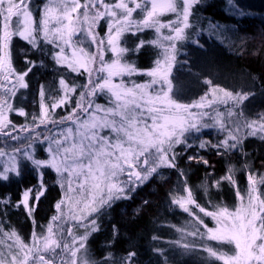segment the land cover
<instances>
[{"label": "snow or ice", "instance_id": "obj_1", "mask_svg": "<svg viewBox=\"0 0 264 264\" xmlns=\"http://www.w3.org/2000/svg\"><path fill=\"white\" fill-rule=\"evenodd\" d=\"M203 4L204 0H43L40 4L0 0V181L19 177L26 164L38 178L36 185L22 190L18 201L0 197V264H134V251L120 257L102 253L97 259L89 249V238L100 230V217L115 202L131 199L153 178L167 182L166 169L178 173L176 188L169 193V207L190 217L185 226L176 229L180 238L169 242L180 256L206 253L200 257L202 264L213 260L264 264V194L259 187L264 185V175L257 178L249 170L248 188L242 194L234 179L237 169L229 164L225 175L199 187L206 198L210 189H220L227 181L236 191L238 204L230 209L205 199L206 207L189 185L187 170L177 164L178 146L183 151L194 146L212 149L223 157L243 154L249 137L264 140V112L256 119L245 115V102L255 95L250 90L233 92L215 85L190 103L173 98L172 71L182 42L203 47L198 37L204 32L215 36L231 31L211 20L203 27L199 15ZM226 5L234 16L250 14L239 0H226ZM167 14L172 18L162 20ZM149 29L154 30V38L137 36ZM129 34L137 37L131 47L127 46ZM14 38L26 42L31 50L50 55L55 65L85 82L69 84L61 75V95L55 98L41 83L39 115L27 113L14 100L21 89H29L27 78L37 62L21 49L26 67L17 70ZM48 45L53 48L45 53ZM146 46L160 52L153 67L141 70L127 57L139 55ZM66 49L71 50L70 55ZM109 53L111 58L106 59ZM39 63L43 65V61ZM137 74L149 79L125 83V76ZM117 77L119 83L114 82ZM205 83L212 85L211 80ZM98 96L105 97L107 104L97 103ZM219 105L227 106L225 111ZM58 108L67 114L55 118ZM10 113L31 115V120L17 125ZM210 128L218 129L224 138L215 144L203 139L204 130ZM38 152L47 158H39ZM196 159L188 156L189 162ZM199 162L209 163L203 157ZM47 169L55 172L62 195L54 205L57 214L37 233L34 214L48 190L43 179ZM21 207L34 226L27 241L3 219L8 208ZM205 218L214 226L205 223ZM116 232L114 225L113 234ZM224 245L232 246L230 253L221 250ZM154 251L164 254L162 249Z\"/></svg>", "mask_w": 264, "mask_h": 264}, {"label": "trees", "instance_id": "obj_2", "mask_svg": "<svg viewBox=\"0 0 264 264\" xmlns=\"http://www.w3.org/2000/svg\"><path fill=\"white\" fill-rule=\"evenodd\" d=\"M239 4L250 14L244 17L234 16L228 12L226 0H204V4L199 10L200 19L203 21L202 26L207 28L208 21L211 20L226 26L231 31L215 36L211 32H204L202 36L198 37L203 47L192 44L190 41L182 42L183 47L177 57L178 63L173 75L174 81L178 82L181 71H186L193 81L192 89L194 87L208 89L210 85L205 81L219 63L221 67H224L226 73L234 70L236 74L231 77L233 82L226 81L224 88L233 92L250 90L257 94L258 101L255 103L254 113L255 118H258V114L264 112V0H239ZM149 33L151 31H145L138 33L137 36L143 39L153 38ZM126 39H128V47L137 42V37L130 34L126 36ZM41 43L43 44V42ZM21 49L30 52L29 59L36 61L37 66L29 74L32 81H30L26 96L24 98L17 96L15 99V104L18 107L29 111V102L38 93L39 85L43 83L46 86L49 83L50 75L48 74H55L57 84L59 75L67 76L69 83L79 77L76 74L66 73V70L61 66H58L57 69L52 68L53 61L50 55L31 50L26 42L14 38L13 62L17 70L26 67L23 63L24 56ZM50 51L48 45L45 48V53ZM159 52L160 50L154 46H146L139 55H129L128 57L130 61L135 60L138 68L149 69L154 66L153 61ZM40 61H43V65H40ZM75 97H73L74 101ZM180 98L189 99L181 95ZM253 101L254 96L245 102V106ZM221 108L224 107L221 106ZM245 114L249 116L246 111ZM11 120L21 123L25 117L12 114ZM202 138L211 140L215 144L224 138V134L218 129H214L210 135ZM177 151L181 153L177 158L178 167L187 170L189 185L197 192L198 201L206 207L208 205L205 204V199H210L214 204L222 206L234 207L236 205V191L227 181L222 183L220 189H210L206 198H202L203 190L199 187L204 182L210 183L211 180L225 175L229 164L234 165L237 169L234 179L242 194L248 188V171L264 172V140L256 137H249L245 140L243 154L233 152L222 157L212 149H198L195 146L187 151H183L182 147L178 146ZM188 156H194L197 159L189 162ZM38 157L43 158L44 153L38 152ZM200 157L208 160V165L199 162ZM164 175L169 178L167 182L153 178L142 188H138L131 195V199L117 201L105 215L100 217L98 221L101 226L100 230L89 238V249L93 256L99 259L102 253L112 252L115 257H120L134 251L136 253L134 264H165V257L167 264H202L199 256L195 254L180 256L173 248L174 246L169 243L173 239L172 225H183L187 215L181 210L169 207V193L176 188L178 173L174 169H166ZM43 179L48 190L40 199L34 214L37 233H40L50 222V218L57 214L54 205L62 195L53 170H44ZM37 183L36 171L26 164L19 177L10 178L6 182L0 181V197L10 196L11 200L16 202L20 199L23 189ZM261 186L264 190V185ZM145 200L148 201V204H144ZM3 219L25 241L29 239L34 226L32 219L26 215L23 207L8 208L7 216ZM114 225L117 229L115 235L113 234ZM153 236L158 239L153 240ZM215 246V242H213V247ZM154 249H162L163 256L155 252ZM223 249H225V245L222 247ZM211 264L221 263L214 260Z\"/></svg>", "mask_w": 264, "mask_h": 264}, {"label": "rangeland", "instance_id": "obj_3", "mask_svg": "<svg viewBox=\"0 0 264 264\" xmlns=\"http://www.w3.org/2000/svg\"><path fill=\"white\" fill-rule=\"evenodd\" d=\"M42 2H43V0H33V3L34 4H40ZM226 7H227V5H226ZM171 18H172V15L171 14H167V15L161 17V19L164 20V21H166L168 19H171ZM145 31H151V33H149V34H151L153 36V38H154V35H155L154 34V30H150L149 29V30H145ZM164 32H165V34H167V30H164ZM101 35H103L102 32H101ZM49 48H50V50H52L53 46L52 45H49ZM66 51L68 52L69 55L71 54V50L70 49H66ZM105 58L106 59H110L111 58V53H109ZM127 59H129V57H127ZM132 62L135 63V60L133 59ZM58 66L59 65H55L54 62L52 63V68L57 69ZM136 67H137V64H136ZM175 68L176 67H174L173 68V71H172V80H173V85H174L172 95H173V98L174 99H177L181 103H190L192 101L197 100L200 96H202L201 95L202 93L208 92L212 86L219 85L220 87L224 88V83L226 81L228 83H232L233 82V78H231V77H233V75L236 74V72H234V70L230 71V73L224 72L225 71L224 70V67H221L220 66V63H219V65L214 69V71L212 72V74H209L208 77H207V80H211L212 81V85H210L208 89H205L203 87H194L192 89L193 81H192V79L190 78L189 74L186 71H183V72L181 71V73L179 74L181 77L179 78L178 82H177V80L174 81L175 78H174V75L173 74L175 72ZM138 69H140V68H138ZM141 70H146V69H141ZM48 75H50V80H48L49 83L46 84L45 88L46 89H50L51 90V96L53 98H55V97L61 95L60 90H59V85L57 84V81H55L56 79H55V74L54 73H51V74H48ZM229 75H232V76H229ZM60 76L61 75H59V77H58V81H59ZM64 78L69 82V80H68L69 78L67 76H64ZM148 79H149V77H147L146 75H142V74L133 75L132 77H128V76H125L124 77L125 83H128L129 80L135 81L136 83H143V82L147 81ZM27 80H28V83H29V86H30V83H31L30 81H32V78L31 77H28ZM119 81H120V78L117 77V78H115V81L114 82L119 83ZM73 82H75L76 84H83L85 81H84V78L83 77H80L79 76ZM72 83H69V84H72ZM27 90L21 89L20 92L17 93V96H19L20 98H24L26 96ZM79 90L80 89H77V95H76V97H75V95L73 96V97H75V100L77 99V96L79 94ZM239 91H242V90H239ZM180 95L182 97L189 98V99H181L180 98ZM192 96H194V97L193 98H190ZM209 98H211V97H209ZM47 99L48 98L46 97L45 102H47ZM257 101H258V95L255 94L254 95V101L251 104L245 106V111L247 113H249V116L247 114H245L246 116H248L250 118H253V119H256L257 118V117L255 118V113H254L255 112V103ZM74 102L75 101H74V98H73L72 107H75V103ZM96 102L97 103H100V104H105L106 105L107 104V99L105 97H103V96H98L96 98ZM29 103H30V105H29L30 106L29 111L26 110V109H24V108L23 109L27 113H29V114L35 113V114L39 115L40 107H39V97H38V93L36 95H34L33 100L31 102H29ZM14 104H15V100H14ZM221 106L224 107V108H221ZM218 107H219V110L220 111H222V112L225 111V105H219ZM12 114H16V113H10L9 114L10 119H11V115ZM66 114H67V112L64 109L58 108L55 111V118H59L61 116H65ZM30 120H31V115H29L28 117H25V120L23 122H21V123H17L15 121H13V122L16 123L17 125H20V124H24L26 121H29L30 122ZM214 129L215 128L205 129L204 132L207 133V134L206 135H203V136L205 137L207 135H210L213 132ZM256 138H259V137H256ZM0 146H2V145H0ZM46 158H47L46 157V154H44V157L42 159H46ZM254 173L257 176V178H259L261 175H264V172H262V171L260 172V171H257L256 170V171H254ZM10 178H17V177L16 176H12ZM175 185H177V184H175ZM143 186H141L140 188H142ZM259 187H260L261 193L264 194V190L262 189V186L260 185ZM237 204H238V198H237L236 205ZM223 206H227L230 209H234L235 208V206L234 207H231L229 205H223ZM193 211H196V209L194 207H193ZM189 220H190V217L187 215V219H186L185 223L187 221H189ZM185 223L183 225H181V226L172 225V229H173L172 236H173V239L171 241H175V240H177V239L180 238L179 233L176 231V229L185 226ZM205 223H208L210 227L214 226V222H211L208 218H205ZM173 226H175V227H173ZM231 250H232V246L231 245H225V249H223V251L229 252V253L231 252ZM201 256H206V253H201L199 257H201ZM211 262H214V260L211 261Z\"/></svg>", "mask_w": 264, "mask_h": 264}]
</instances>
